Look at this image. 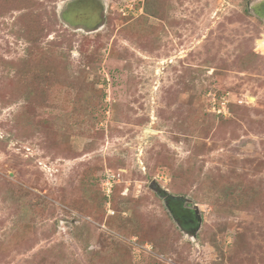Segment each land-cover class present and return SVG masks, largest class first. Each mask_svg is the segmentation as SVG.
Returning a JSON list of instances; mask_svg holds the SVG:
<instances>
[{"label": "rangeland", "instance_id": "obj_1", "mask_svg": "<svg viewBox=\"0 0 264 264\" xmlns=\"http://www.w3.org/2000/svg\"><path fill=\"white\" fill-rule=\"evenodd\" d=\"M73 1L0 0V264H264V0Z\"/></svg>", "mask_w": 264, "mask_h": 264}, {"label": "flooded vegetation", "instance_id": "obj_2", "mask_svg": "<svg viewBox=\"0 0 264 264\" xmlns=\"http://www.w3.org/2000/svg\"><path fill=\"white\" fill-rule=\"evenodd\" d=\"M71 3H73V4H71L72 6L69 8L70 9L69 13H68V20H69L68 22L69 23H71L72 19H74V18H78V20L82 19L83 21H86V17L90 16L92 20L88 21V19H87V22L95 21V18H98L99 23L97 24V22H96V27L101 29L104 26V17L106 16V11H105V7L101 6V4H99L98 0H75ZM83 16H85V17H83ZM62 22L67 23L65 21H62ZM77 27L79 28L82 26H77ZM70 28H72V27L70 26ZM78 28H74V29L77 30ZM81 29H83V28H81ZM94 29H93V31L92 30L90 31L88 29L87 30H88V32H94V31H96V28H94ZM172 202L174 203L175 200L168 198V205H171Z\"/></svg>", "mask_w": 264, "mask_h": 264}, {"label": "built area", "instance_id": "obj_3", "mask_svg": "<svg viewBox=\"0 0 264 264\" xmlns=\"http://www.w3.org/2000/svg\"><path fill=\"white\" fill-rule=\"evenodd\" d=\"M107 187H109L110 185V181L107 182V184H105ZM110 189V188H109ZM110 192V190H108V193Z\"/></svg>", "mask_w": 264, "mask_h": 264}, {"label": "water", "instance_id": "obj_4", "mask_svg": "<svg viewBox=\"0 0 264 264\" xmlns=\"http://www.w3.org/2000/svg\"><path fill=\"white\" fill-rule=\"evenodd\" d=\"M152 186H154V185L152 184Z\"/></svg>", "mask_w": 264, "mask_h": 264}]
</instances>
